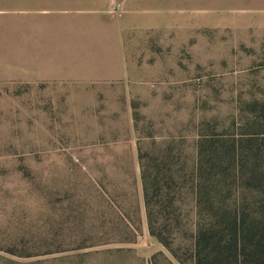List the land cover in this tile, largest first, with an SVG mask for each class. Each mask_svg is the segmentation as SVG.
<instances>
[{"label":"rangeland","instance_id":"374dc122","mask_svg":"<svg viewBox=\"0 0 264 264\" xmlns=\"http://www.w3.org/2000/svg\"><path fill=\"white\" fill-rule=\"evenodd\" d=\"M29 3L0 0V230L105 218L132 242L84 264H180L149 233L139 150L190 183L199 141L264 144V0Z\"/></svg>","mask_w":264,"mask_h":264},{"label":"trees","instance_id":"16d2710c","mask_svg":"<svg viewBox=\"0 0 264 264\" xmlns=\"http://www.w3.org/2000/svg\"><path fill=\"white\" fill-rule=\"evenodd\" d=\"M262 113L264 120V109ZM209 143L208 148L198 143L190 183L184 176L175 180L163 175L170 169L159 164H144L139 150L149 233L180 264H264V144L237 148L235 141ZM120 215V221L126 220ZM107 221L101 218L105 225L96 228L3 227L0 264H84V257L99 254L90 249L132 242L129 227ZM112 251H105L106 262Z\"/></svg>","mask_w":264,"mask_h":264},{"label":"crops","instance_id":"0c3cea01","mask_svg":"<svg viewBox=\"0 0 264 264\" xmlns=\"http://www.w3.org/2000/svg\"><path fill=\"white\" fill-rule=\"evenodd\" d=\"M28 2H30L29 4H39V5H43V4H52V3H56V4H67L69 2L73 3V2H78V0H28ZM47 10H43V12H46ZM107 13L111 16H116L114 14H112L110 11H107ZM119 37L118 39V50H119V55H120V59H121V68L125 74L126 71V60H125V51H124V47H123V32H119Z\"/></svg>","mask_w":264,"mask_h":264}]
</instances>
